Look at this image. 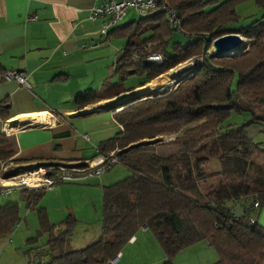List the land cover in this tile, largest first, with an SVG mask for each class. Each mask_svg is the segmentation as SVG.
<instances>
[{
  "label": "trees",
  "instance_id": "trees-1",
  "mask_svg": "<svg viewBox=\"0 0 264 264\" xmlns=\"http://www.w3.org/2000/svg\"><path fill=\"white\" fill-rule=\"evenodd\" d=\"M245 1L263 12L236 27V7ZM156 3L173 11L180 27H171L160 11L111 28L106 36L124 39L113 64L118 79L105 81L100 90L76 93L74 104L83 108L142 87L179 64L200 61L172 87L117 111L111 106L122 130L101 141L98 154L114 150L115 164L129 174L102 187L101 233L91 243L66 250L75 219L68 216L57 228L36 207L44 189L29 190L26 205L36 214L37 234L46 235L47 252L30 264H103L142 226L163 254L160 264H173L180 250L198 241L213 247L218 264H264V226L245 215H231L225 205L244 197L264 204V148L246 132L252 124L264 125V0ZM210 4L214 6L206 10ZM174 31L186 40L172 41ZM225 33L251 41L243 52L209 57L211 41ZM137 44L142 47L133 51ZM147 53L161 54V63L144 61ZM130 76L135 80L124 85ZM231 111L249 117L237 126L224 125ZM162 136L173 138L160 142ZM16 150L14 137L0 132V162L9 161ZM211 161L217 168L206 171ZM20 219L16 203L0 205V236L8 235Z\"/></svg>",
  "mask_w": 264,
  "mask_h": 264
},
{
  "label": "crops",
  "instance_id": "crops-1",
  "mask_svg": "<svg viewBox=\"0 0 264 264\" xmlns=\"http://www.w3.org/2000/svg\"><path fill=\"white\" fill-rule=\"evenodd\" d=\"M97 2L0 0V69L25 71L30 85L25 89L12 81L0 82V132L13 136L17 148L9 158V164H48L80 169L92 161L97 163L104 156L98 154V144L118 131L111 111L115 97L101 99L80 109L73 102L76 93L103 87L110 72L108 50H117V57L124 44L119 46L112 36L100 34L101 19H88V10ZM242 39L244 51L251 40ZM112 73L117 76L113 66ZM5 115L7 119L4 120ZM41 117L45 121L41 122ZM246 119L248 117L243 121ZM246 132L264 148V125L252 124ZM209 164L216 170L215 161ZM115 167L123 166H109L98 177L87 172L70 173L72 180L44 189V193L50 194L43 205H40L41 197L36 207L45 210L51 224L60 226L68 216L75 219L66 245L77 226L89 231L92 210L99 218L97 231L88 233L86 239L79 236L81 241L75 240L74 247L68 249L65 246L66 250L80 249L100 235L102 187L124 176L120 168ZM29 190L37 191L12 190L6 197L0 196L3 199L0 205L14 202L18 208L20 204L23 209L30 210L26 205ZM10 195L15 198L11 199ZM225 205L230 209L234 206L243 208V215L264 226V204L254 207L252 197L239 198ZM26 217L27 213H24L23 221ZM31 224L36 228L30 231L25 222L24 230L19 221L8 235L0 236V264H30L46 256L45 241L38 244L34 235L38 230L37 217ZM153 242L146 227H140L120 249L116 264H160L163 254ZM209 247L201 241L186 247L190 248L189 259L194 264H218L217 255L206 261L205 256L211 251ZM177 255L173 264H176Z\"/></svg>",
  "mask_w": 264,
  "mask_h": 264
},
{
  "label": "built area",
  "instance_id": "built-area-1",
  "mask_svg": "<svg viewBox=\"0 0 264 264\" xmlns=\"http://www.w3.org/2000/svg\"><path fill=\"white\" fill-rule=\"evenodd\" d=\"M132 9L139 17L152 15L156 12L165 11L168 23L171 27L178 29L180 27V20L176 14L164 7L163 4L156 3V0H98L88 10V19L93 21L101 19L100 34L106 36L107 32L116 27L121 19L126 15V12ZM33 20V17H29ZM141 45H135L133 51L141 48ZM144 61L161 63L162 55L159 53H147L143 57ZM192 61V60H189ZM200 59H195L192 62L197 63ZM28 75L23 70H1L0 69V82L12 81L18 86L29 89ZM116 110V109H115ZM117 111V110H116ZM122 130V127L118 125ZM117 163V157L114 150L104 155L97 163L87 164L85 167L75 169L69 166L51 165H31L24 166V171H19L21 168L8 169L4 166V161L0 162V196L6 197L12 190H39L50 189L56 183L61 181H70L73 176L70 173L87 172L90 175L98 177L102 174L111 164ZM9 170H13L9 175L5 174ZM53 171L58 174H52ZM47 173H51L47 175ZM253 206H257V201L253 202ZM120 253L117 252L113 257L106 260L103 264H116L119 260Z\"/></svg>",
  "mask_w": 264,
  "mask_h": 264
},
{
  "label": "rangeland",
  "instance_id": "rangeland-1",
  "mask_svg": "<svg viewBox=\"0 0 264 264\" xmlns=\"http://www.w3.org/2000/svg\"><path fill=\"white\" fill-rule=\"evenodd\" d=\"M220 1H223V0H218L217 2H220ZM214 5L213 4H210V5H207L205 7L206 10L212 8ZM237 11H236V14L238 16V20L236 21V23H234L233 25L234 26H243V25H246L248 23V21H250V19L252 18H259L263 12L262 9H260L253 1H245L243 3H240L239 5H237L236 7ZM138 16L135 14V12L132 10V9H129L127 12H126V15L121 19L120 23L123 24V23H126L132 19H137ZM112 40L114 43H116L118 41V45L120 46L121 43H124V39H121V38H117V37H112ZM171 40L172 41H180V42H184L186 39L184 38V36L179 33L178 31H174L172 33V36H171ZM118 46V47H119ZM245 48V44H242L240 45V47L238 49H234L232 50L231 52H229L228 54H237V53H240L243 51V49ZM116 52L117 50H114L112 48H110L108 50V60H109V65H110V72H109V79L108 81H116L118 78L117 76H115L113 73H112V64L114 62V59L116 57ZM194 61V60H192ZM192 61H187V62H184L182 64H179L178 66L174 67L173 69L167 71V73L165 72L164 74H162V78L161 76L153 79L151 82H155L158 78H161L166 79V77H171L172 75H175V79L171 81V83L168 85V86H165L164 88H168V87H172L175 83L173 81L176 82V79L180 76H182L184 74V72H189V70L191 69V67L195 64V62H192ZM184 71V72H183ZM170 79V78H169ZM135 80V77L134 76H130L128 77L125 82H124V85L126 84H130L131 82H133ZM173 82V83H172ZM233 87H234V82H233ZM164 88L162 89H159V88H155L153 89L149 94H158L159 92H161ZM120 108H116V110H119ZM246 117H249L248 113H236L234 111H231L230 113V116L225 120L224 122V125H231V126H237L239 125L243 119H245ZM173 136H162V137H158V139L160 140V142H164V141H168L170 139H172ZM4 165L6 168L8 169H17V168H21L19 171H24L25 169H23L24 166H16L14 164H9V161H4ZM212 165V164H211ZM210 164L208 165L206 171H212L214 170V167H212ZM113 166H119L118 164H114ZM115 168H120V167H115ZM124 167H121L119 170H121L123 173H124V176H120L121 178L127 176L129 174V171L124 168ZM110 172H113V171H110ZM52 174H58V172L56 171H53ZM121 178H118V179H121ZM117 179V180H118ZM64 184H73V183H64ZM76 184V183H75ZM107 184V183H106ZM50 194L48 192L45 191L44 195L42 196V199L40 201V205H43L45 202H46V199H47V195ZM11 199H14L15 197H13V195H10ZM63 199H65V197L63 196ZM0 200H3V199H0ZM19 214H20V222H22V227L24 228L25 230V222H27L29 225H27L28 228H30V231L34 228H36V225L33 226L31 224V222H36V215H35V212L32 211V210H27V209H23L22 206H20L19 204ZM24 213H27V217L25 219V221H23V215ZM30 220V222H29ZM37 224V223H36ZM88 232H85L84 231V227L83 226H77L75 228V231L73 232V234L71 235L69 241L67 242V245H66V248L68 249H71L72 247H74L73 245H75V240H78V237L80 236L82 239H86L87 237V234L88 233H93L95 230L97 231V228L100 227V221H99V218L97 216V213L94 212V210H92V217L90 218V221L88 223ZM57 228H59L60 226H56ZM36 236V239L38 240V244L42 243L45 241V238H46V235L45 234H41V235H38L37 233L34 234ZM89 237V236H88ZM78 241H81V240H78ZM202 243L204 244H207L205 241H201ZM153 244L156 246V248H159L158 245L153 242ZM13 246H15L14 244H12ZM77 247V246H76ZM210 248V252L207 254L206 257V261H209V259L211 258V256H215L216 257V254H215V251L213 249V247H209ZM160 250V249H159ZM189 250L190 248H186L184 250H180V253H178L177 257H176V264H194L193 261H191L189 259ZM214 254V255H213ZM179 258V259H178Z\"/></svg>",
  "mask_w": 264,
  "mask_h": 264
},
{
  "label": "water",
  "instance_id": "water-1",
  "mask_svg": "<svg viewBox=\"0 0 264 264\" xmlns=\"http://www.w3.org/2000/svg\"><path fill=\"white\" fill-rule=\"evenodd\" d=\"M242 43H243V39L237 33H225V34H222V35L214 38L211 41L210 47H209V50H208V56L217 58V57H220V56L228 55V53L231 52L232 50L239 48L240 45H242ZM230 55H233V54H230ZM147 63H150V62L147 61ZM171 69H173V68H171ZM186 74H187V72H184V74L182 76L178 77L176 79L175 84L177 83V81L179 79H181L184 76H186ZM149 93L150 92H146V93H143V94H137L135 92V89L129 90V91H126V92H122V93L118 94L117 96H115L112 104H113V106H115L117 108V107H120V106L125 105L127 103H130L133 100L145 97ZM12 172H13V170H9L8 172H5V174L9 175ZM243 212H244V209L239 207V206H234L229 211V213L231 215H234L237 218H242L244 216Z\"/></svg>",
  "mask_w": 264,
  "mask_h": 264
},
{
  "label": "bare ground",
  "instance_id": "bare-ground-1",
  "mask_svg": "<svg viewBox=\"0 0 264 264\" xmlns=\"http://www.w3.org/2000/svg\"><path fill=\"white\" fill-rule=\"evenodd\" d=\"M161 78H162V76H161ZM161 78H158L155 82H149V83H147L146 85H144L142 87L136 88L135 89V92L137 94H143V93H146V92H151L155 88L162 89L165 86H168L171 83V81L175 79V75H172L171 77H166V79L164 77V79H162V80H161ZM173 82L175 83V81H173ZM41 118H42V121L41 122L45 121V118L44 117H41ZM93 163L94 162L92 161L89 164H93Z\"/></svg>",
  "mask_w": 264,
  "mask_h": 264
}]
</instances>
